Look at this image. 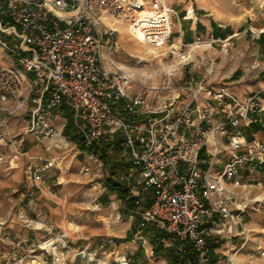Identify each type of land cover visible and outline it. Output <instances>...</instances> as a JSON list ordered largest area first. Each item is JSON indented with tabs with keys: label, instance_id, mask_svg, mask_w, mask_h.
I'll use <instances>...</instances> for the list:
<instances>
[{
	"label": "built area",
	"instance_id": "built-area-1",
	"mask_svg": "<svg viewBox=\"0 0 264 264\" xmlns=\"http://www.w3.org/2000/svg\"><path fill=\"white\" fill-rule=\"evenodd\" d=\"M181 2L184 14L173 0H0V54L12 62L0 66V146L26 135L66 140L68 109L80 154L97 164L82 168L95 189L105 167L95 150L120 140L121 167L130 166L128 173L114 166L129 196L122 206L149 261L159 246L180 264H238L245 216L264 214V196L255 194L264 188V141L248 133L264 105L256 94L241 97L196 73L175 81L196 66L198 49L224 44L203 35L185 41L180 22L196 10L194 0ZM118 25L174 60L159 85L134 89ZM214 69L209 60L207 75ZM18 155L27 156L26 172L41 188L37 157ZM52 165L46 160L42 170ZM147 229L163 235L154 244ZM257 250L264 257V247Z\"/></svg>",
	"mask_w": 264,
	"mask_h": 264
},
{
	"label": "rangeland",
	"instance_id": "rangeland-1",
	"mask_svg": "<svg viewBox=\"0 0 264 264\" xmlns=\"http://www.w3.org/2000/svg\"><path fill=\"white\" fill-rule=\"evenodd\" d=\"M173 1L184 14L182 0ZM194 4L196 14L220 17L219 23L233 27L236 36L251 23L260 27L255 22L264 18V0H194ZM190 21L194 19L180 23L185 27ZM120 28L121 56L134 73V89L142 84L159 85L174 60L160 50L158 57L146 55L141 34L132 35L126 26L118 25ZM218 44L213 46L219 49L225 46V42ZM146 47L153 46L146 44ZM203 48L193 55L196 66L192 63L182 69L176 82L190 73L204 75ZM23 125V121L16 124L18 131ZM20 140L17 137L0 146V264H168L165 256L149 261L137 235L126 241L134 222L124 213L122 200L106 186L107 166L98 182L100 189H95L92 175L82 172V168L90 166L96 171L97 164L89 156L81 155L74 142L67 139L38 142L27 135L23 142ZM24 151L37 157L34 168L39 170L37 181L41 188L36 187L34 176L26 172L27 156L18 155ZM16 155L18 159L11 166L9 162ZM46 160L53 161V165L42 170ZM255 194L263 198L264 188H256ZM244 224L247 238L241 241H245V248L238 264H264V257L257 250L260 245L264 247V214L249 210Z\"/></svg>",
	"mask_w": 264,
	"mask_h": 264
},
{
	"label": "crops",
	"instance_id": "crops-1",
	"mask_svg": "<svg viewBox=\"0 0 264 264\" xmlns=\"http://www.w3.org/2000/svg\"><path fill=\"white\" fill-rule=\"evenodd\" d=\"M257 1L260 0H255ZM256 5L255 3L254 6ZM220 20V17L211 14L197 13L194 21H190V25L182 27L187 42L193 41L198 35H203L205 38L211 36L220 38L225 42V46L221 49L211 46L202 50L203 54L205 52L206 54H202L204 75L200 77L207 78L216 86L226 84L241 97L256 94L264 105V18H258L255 22L256 25H261L260 27H254L253 23L249 28L246 25L238 32V36L233 27L219 23ZM260 29L263 31L259 35ZM209 60H215V69L211 76L206 73ZM11 63L7 56L0 54V66ZM248 133L251 138L264 141V112L261 121L252 125Z\"/></svg>",
	"mask_w": 264,
	"mask_h": 264
},
{
	"label": "trees",
	"instance_id": "trees-1",
	"mask_svg": "<svg viewBox=\"0 0 264 264\" xmlns=\"http://www.w3.org/2000/svg\"><path fill=\"white\" fill-rule=\"evenodd\" d=\"M64 115L67 118V124L64 129V136L66 137L67 140L76 143L79 150H83V146L74 131L71 112L68 109H65ZM120 148H121L120 140H115L109 144L107 142L103 143L102 148H98L97 150H95V153L101 157V159L104 162V165L109 168V176L106 179V186L109 188L110 191L115 192L119 199H121L124 202H128L129 201L128 192L123 187H121L116 180L115 167L121 168V171L124 173L130 172V166H125L123 168L121 167L123 165V162L118 157ZM109 151H111L115 155L114 156L115 158H113L112 154L111 155L107 154ZM124 213L127 214L126 211H124ZM137 231H138V224L137 222H134L132 224L131 229L128 232L126 241L133 240ZM145 232L150 236V239L154 244L156 240L163 235L162 232H159L155 229H147ZM156 255L165 256L168 261V264H180L178 257L165 253L159 246H156Z\"/></svg>",
	"mask_w": 264,
	"mask_h": 264
},
{
	"label": "bare ground",
	"instance_id": "bare-ground-1",
	"mask_svg": "<svg viewBox=\"0 0 264 264\" xmlns=\"http://www.w3.org/2000/svg\"><path fill=\"white\" fill-rule=\"evenodd\" d=\"M118 27V26H117ZM120 31H122L121 30V28H120ZM142 46V45H141ZM144 50H145V54L147 55V54H152V55H154V58L155 57H158V49H156V48H153V47H146V44L144 45V48H143ZM145 58V57H144ZM144 58H142V59H144ZM173 69V66L172 67H170L169 68V71H171ZM147 74V73H146ZM64 139H58V141H60V142H62ZM57 141V142H58Z\"/></svg>",
	"mask_w": 264,
	"mask_h": 264
}]
</instances>
